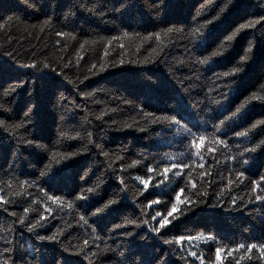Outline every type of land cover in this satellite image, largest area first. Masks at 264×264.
<instances>
[{"label":"trees","instance_id":"16d2710c","mask_svg":"<svg viewBox=\"0 0 264 264\" xmlns=\"http://www.w3.org/2000/svg\"><path fill=\"white\" fill-rule=\"evenodd\" d=\"M262 16L264 0H0V195L10 201L0 203V252L13 248L0 262L200 264L192 250L218 264L219 248V264H264L255 250L250 260L233 251L264 243V200L255 199L264 197V146L244 151L264 129L235 136L264 119V21L240 27ZM162 117L203 136L200 149ZM171 163L191 167L160 175ZM109 199L117 203L91 216ZM29 206L32 222L45 216L32 232L18 222ZM162 217L169 223L152 232ZM127 220L140 227H114ZM182 235L194 238L183 252L163 243Z\"/></svg>","mask_w":264,"mask_h":264},{"label":"snow or ice","instance_id":"6c2138e0","mask_svg":"<svg viewBox=\"0 0 264 264\" xmlns=\"http://www.w3.org/2000/svg\"><path fill=\"white\" fill-rule=\"evenodd\" d=\"M209 2H211V0H209ZM229 2H231V0H229ZM225 9L224 8H221L220 11L223 12ZM11 19V18H10ZM261 21H264V16L260 17L258 20H255L253 22H250V23H246V24H243L241 25V29H247V28H254L256 26V24H259L261 23ZM213 21L212 20H209L207 21L208 24H211ZM204 27V25H201V28ZM168 32H172L173 29L172 28H169L167 29ZM195 31H199V29H196ZM125 35H127L125 33ZM233 39L232 36H229L228 37V40L231 41ZM218 53L216 52H213L212 55L213 56H216ZM200 63H205L204 60L200 61ZM21 67H36L35 64H28V65H21ZM45 67H47V65H45ZM95 67V66H93ZM240 69L239 68H234L232 70V72H224L222 75L225 76V77H228L230 75H233L235 74L236 72H238ZM12 91H15V89H12ZM5 95H8V90L5 91L4 93ZM86 95L90 96L91 93H87ZM0 108H4V105L2 103H0ZM6 110V109H5ZM31 112V109H29L28 111H26L24 113L25 117L28 118L29 117V114ZM106 114V113H105ZM241 114V107H237L235 109V111L232 112L231 114V117H227L226 119H230V118H236L238 117V115ZM102 116H97V119H101ZM161 121L162 122H168L170 124H173L175 125L177 128H185L193 137L194 139L192 140V147L195 148V149H200L201 145L203 144L204 142V137L203 136H200V137H195V133H192L191 132V129H188L186 124H182L181 120L175 118V117H162L161 118ZM157 121L156 120H153V123H156ZM5 122L3 120H0V126H4ZM224 124V121L221 120L220 121V125H223ZM220 125H214L215 127V131L216 133H219L221 132V127ZM126 127H130L131 125H125ZM14 127H21V125H15ZM259 129H264V119H258L256 120L255 122L251 123V125L246 128L244 131H236L235 132V136L236 137H247L250 133L256 131V130H259ZM143 131V129H141ZM77 136L80 135V133H76ZM89 136H91V133L88 134ZM197 140H199V143L197 142ZM25 143L27 144H32V141L31 140H24ZM91 143V141H89ZM218 143H221V144H224V147H227L228 145L224 143V141L222 140H218ZM261 146H264V138L260 139L259 142L257 144H255L252 148H245L244 151L245 152H255L258 148H260ZM97 147H99V145H97ZM237 147H239V145H237ZM209 151H212L211 149H209ZM244 153H240L241 156H243ZM105 156L108 155V153H104ZM197 155H199V153H197ZM228 159H234L233 157H228ZM134 164L135 163H139L138 161H134L133 162ZM244 163H247V161H244ZM191 165L189 164H176V163H171L169 166H165L162 170V172L160 173V175H162L163 177H167L168 173L172 171V169H183V168H190ZM199 167L203 168L204 167V164L201 163L199 165ZM154 171L153 168L149 167L148 168V172L149 173H152ZM177 176L180 175V172L177 171L175 173ZM41 176H44L45 175V172H41L40 173ZM201 175H204V173H201ZM240 175H243V173H241ZM118 179L120 180V184L122 185H125V181L122 179V178H119ZM136 180L140 181L141 184H143L144 188L147 189L149 187V181L146 180V179H141V177L137 176L135 178ZM264 179V178H262ZM193 188L196 187L195 184L192 185ZM99 187V184L96 185V187H88L87 189H84L82 190L83 192L85 193H94L96 191V188ZM127 186L125 185V188ZM258 187V186H256ZM256 187H253V191H256ZM122 191L124 189H121ZM49 200H58L59 198L58 197H51L49 196L48 197ZM78 200H86L87 199V196L86 195H80L77 197ZM255 199L257 200H264V197H261L259 195H257L255 197ZM177 200H179V194L177 195ZM0 203H3L4 205H7V203H10V201H5L3 200V196L0 195ZM33 204H36L37 202L34 200L32 202ZM117 203L116 200H113V199H109L107 203L103 204V206L101 207H96L94 211L91 212V216L93 217H97L98 214H103L105 212V209H108L110 207V205H115ZM153 203H157V201H153ZM233 203H235V201H233ZM69 207H71L72 205H68ZM30 207H25L23 209V212H24V215H21L18 217V222L21 224V225H24L25 223H27V228H28V231L29 232H32L34 231L37 227H42L43 224L42 222L45 220V216L43 213H41L39 215V218L38 219H35V222H32V219L29 217V211H30ZM177 208V204H172V209L175 210ZM32 211H36L35 208H32L31 209ZM4 211H7V208L5 207L4 208ZM45 212H48V211H51V209H48L46 208L44 210ZM142 214H143V209H142ZM10 215L12 216H16L17 214L15 212H12L10 213ZM161 214L159 212L156 213L155 216L152 217L153 220H156V218L158 216H160ZM172 215V211H169L168 212V216H171ZM78 223H81L82 225L84 226H89V220L88 218L85 216V215H80L79 216V221ZM144 224H148L149 221L147 220H144L143 221ZM169 223V221L167 220V217H162L159 221H158V224H159V227H152L151 228V231L152 232H155V233H159L160 232V229L164 228L165 225ZM129 224H134L136 227H140V224L137 223L135 220H127L125 223L123 224H116L114 227L116 229H119V228H124V227H127ZM93 232H95V229H93ZM60 233H54L52 235H48V236H42V235H39V233H37V238L41 241H44V240H48V241H55L56 238H57V235H59ZM129 235H131V233H128ZM95 239H101L99 236H96ZM192 239H194L193 237L191 236H179L178 238L174 239V240H169V239H165L163 241L164 244L166 245H179V251L183 252L185 251L183 249V246H182V242H190ZM88 240H84L83 241V246L86 247L88 245ZM5 244L6 245H12L13 244V241L11 240H5ZM97 247H99V245H97ZM240 249H245L246 253H248V259L250 260L251 259V253L253 252V250H255L257 253H259V258L261 259H264V243H261V244H256V243H249L247 245L245 244H240L239 247L237 249H234L233 251H239ZM81 251H83V247H81L80 249ZM13 251V248H10V247H5L3 249L2 252H0V256H4L5 254L9 253ZM220 251L221 249H217L216 250V259H217V262L219 264V261H220ZM229 255H231L232 253L229 252L228 253ZM188 256H191L193 257L195 260H198L200 262V264H204V260L202 259V256L201 255H198L196 251H192V250H188ZM87 258V257H86ZM244 257L242 256L241 259H243ZM181 259H186V257H183L181 256ZM0 264H8V260L5 259L4 261L0 262Z\"/></svg>","mask_w":264,"mask_h":264}]
</instances>
